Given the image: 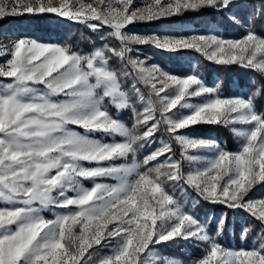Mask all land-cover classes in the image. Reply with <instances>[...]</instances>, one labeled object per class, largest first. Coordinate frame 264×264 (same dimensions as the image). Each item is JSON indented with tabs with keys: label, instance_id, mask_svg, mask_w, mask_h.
Segmentation results:
<instances>
[{
	"label": "snow or ice",
	"instance_id": "1",
	"mask_svg": "<svg viewBox=\"0 0 264 264\" xmlns=\"http://www.w3.org/2000/svg\"><path fill=\"white\" fill-rule=\"evenodd\" d=\"M233 4L145 0L137 7L134 0H0V21L55 14L93 31L107 28L118 41V46L104 44L87 53L32 34L0 41L5 58L0 79L11 78L0 85V264H151L148 258L156 259L157 245L177 239L206 245L192 264H264V243L223 246L217 237L227 218L215 221L213 236L193 211L195 204L186 207L169 191V185H187L204 201L246 211L264 228V198H248L255 185H264V113L255 107L256 93L223 96L220 83L209 86L195 69L177 74L146 64L132 47L194 50L218 64L264 73V37L254 31L236 39L161 36L128 28L205 8L228 11ZM113 58L123 66H111ZM193 97L202 99L191 103ZM109 105L130 110L132 127ZM202 123L246 126L232 128L242 140L240 150L229 152L213 138L180 131ZM161 126L170 140L136 161L140 149L155 143ZM92 133L124 139L108 143ZM172 141L180 147V159H174ZM201 151L210 157L194 154ZM129 156L131 164L113 163ZM109 177L116 183L100 182ZM51 208L61 211L48 219L42 213ZM239 228L240 239H247L251 226ZM106 247L108 254L98 255ZM163 264L179 262L165 258Z\"/></svg>",
	"mask_w": 264,
	"mask_h": 264
},
{
	"label": "trees",
	"instance_id": "2",
	"mask_svg": "<svg viewBox=\"0 0 264 264\" xmlns=\"http://www.w3.org/2000/svg\"><path fill=\"white\" fill-rule=\"evenodd\" d=\"M241 5L244 7L242 8ZM237 7L234 17L237 18L236 21L229 20L227 15L228 11L218 10V9H200L198 11H188L180 15L170 17L163 20L161 25H175V24H193L199 29L208 28L209 23L222 24L221 30L224 35H228L231 29L234 33H243L245 31L244 27H249L252 31L264 35V0H244L242 2H237L235 5ZM246 8V9H245ZM24 22H20L19 25L27 29H32L27 32L41 40L48 41H59L63 44L74 48L83 53L94 50L97 47H101L104 44H108L111 47L118 46V41L108 35L109 29L104 28L99 31H93L87 26L71 21L65 18H59L55 15L47 14L43 19H38L31 16H26ZM4 25L10 26L12 22L4 23ZM139 25V24H138ZM137 26L135 28L138 31L142 30H156L159 25H149L144 29L142 26ZM36 31V32H35ZM141 50H149V55L151 59L161 66H176L178 61L185 57L198 60L200 62L199 69L203 73V77L206 82H213L214 84L220 83L221 89L220 93L223 96L231 95H243L254 96L255 107L258 112L264 113V74L251 68H246L240 65H224L218 64L213 61L204 59L200 54L194 51H185L178 53H167L159 52L151 48L150 46H142ZM195 60V59H194ZM195 60V61H196ZM113 67H122L123 62L113 58L110 61ZM123 80V78H122ZM142 91V89H141ZM139 104H137L138 107ZM109 110L117 117L125 120L127 125L131 122V111L130 110H116L114 107L109 105ZM185 131L194 133L197 135H214L216 139L225 147H229V142L231 137L227 133V130L221 125H209V124H197L192 126ZM151 150L149 145H146L144 149H140L136 156L143 157L147 155V152ZM262 186V185H261ZM264 187V186H263ZM199 218L206 219V224L210 230V234L215 236V231H213V226L215 221L220 218L221 213L227 218L228 226L221 233L217 239L219 242L227 247H258L261 243H264V228H262L259 223L250 216L249 213L242 209H230L227 206L219 203H210L203 200H199L193 209ZM248 224L251 226V231L247 235V239H240V225ZM182 243V241H181ZM172 246V243H167V251L169 255H175L177 249L180 246ZM189 248L194 249L193 246ZM194 252H197L194 249Z\"/></svg>",
	"mask_w": 264,
	"mask_h": 264
},
{
	"label": "rangeland",
	"instance_id": "3",
	"mask_svg": "<svg viewBox=\"0 0 264 264\" xmlns=\"http://www.w3.org/2000/svg\"><path fill=\"white\" fill-rule=\"evenodd\" d=\"M244 0H234V4L233 6L230 8V11H228L229 15H227V18L229 20H232V17H234V13L237 10V7L235 6L237 4V2H242ZM134 4L137 7H143L145 5V0H134ZM241 7L243 8L244 6L241 5ZM206 10H211L212 8H205ZM246 9V8H245ZM237 13V12H236ZM51 15H55V14H51ZM27 16V15H26ZM12 17V18H8L5 19L3 21H0V41H3L5 36H9V35H17V34H28L27 32L31 31L32 29H27L25 27H22L19 25L20 22H24L23 20H25V17ZM173 17V16H171ZM170 17H164L161 18L159 20L156 21H152V22H139V23H135L138 26H142V28L144 29L146 26H151V25H159L156 27V30L154 29V31L151 30H142V31H138L135 28H137V26L130 25L128 26L129 30L131 32L134 33H142V34H158V35H168V36H174V35H191V34H217L221 37L227 38V39H236V38H241L242 36H244L248 31H252L249 27H244L245 31L243 33H234L230 28L227 29L230 31V33L228 35H224L223 31L221 30V25L218 23H209L208 24V28L206 29H199L196 26H194L193 24H175V25H161L163 20H166ZM236 18V17H235ZM237 20V18L235 19V21ZM7 22H12V25L7 26L4 25V23ZM36 32V31H35ZM256 33V32H255ZM257 35L264 37V35L256 33ZM44 41H48V40H44ZM51 42H56V41H51ZM142 46H150L151 48L155 49L152 45H133L132 47L135 49V56L144 59L146 64H151V63H155L153 61V59H151V55L147 54L149 53L148 49L147 51L141 50L140 47ZM98 48V47H97ZM157 50V49H155ZM159 52H162L160 50H158ZM185 51H190V50H183L180 52H185ZM194 51V50H191ZM196 52V51H194ZM198 53V52H196ZM131 54V53H130ZM200 54V53H198ZM204 59H206L202 54H200ZM4 57H0V63L4 62ZM196 60V58H194ZM194 59H190V58H181L178 61V64L176 66H164L167 70H171L174 73L177 74H186L189 71V68L195 69L196 71L199 72V75L204 79L203 77V73L201 72V70L199 69V66L201 65L200 62L198 60H194ZM207 60V59H206ZM157 64V63H156ZM232 65V64H231ZM238 65V64H235ZM163 67V66H162ZM264 74V73H263ZM11 78L8 79H0V85H3L5 83L10 82ZM205 81V79H204ZM206 82V81H205ZM209 86H214L215 84L213 82H206ZM142 91L144 92L145 96L148 95V92L146 89L143 88V86H141ZM231 96H235V95H231ZM202 98L199 97H193L190 99L191 103H198L201 101ZM140 107V105H138V108ZM173 111H176L175 109ZM185 112H187V110H184ZM120 118V117H119ZM159 118V117H158ZM122 119V118H121ZM122 121L127 125V123L125 122L124 119H122ZM134 120H133V116L131 117V122L130 125H127L129 128L132 127ZM222 127H224L227 130V133L229 134V136L231 137V140L229 142V147H225V145L221 144L222 147H224L226 150H228L229 152H237L240 150V145L242 143L241 138L236 135L233 131L232 128H243L246 127L244 125L241 124H229V125H221ZM73 128V130L81 132L82 134L84 133V130L77 127V126H71ZM143 129H141L140 131H142ZM184 130H180L182 133H187L191 136L194 137H206V138H213L215 140L216 137L214 135H207V134H203V135H197L194 133H190ZM93 138L99 139L103 142H108L111 143L113 141H122L124 138L123 137H119V136H105L102 133H92L91 134ZM155 143L153 145H149V147L151 149L158 147L160 144V141H169L170 140V136L167 132H165L164 127L161 126L160 131L156 132L155 134ZM218 141V140H217ZM172 147H173V152H174V159H180V147L179 145H177L174 141H172ZM148 154V152H147ZM194 154H198L204 158H208L210 157L211 153H208L206 151H201L199 153H194ZM144 157V156H143ZM143 157L141 156L139 157H135L136 161H142ZM163 159V158H161ZM133 162V158L131 156H129L127 159H120V160H116L113 163L115 165H120V164H131ZM102 163H107V162H102ZM86 166H93V165H88L87 162H85ZM185 169L188 168V164L187 162H185L184 164ZM100 182L102 183H107V184H114L116 183V181L112 178H101ZM84 185L86 187H91L92 184L90 181H83ZM264 185L261 186V184L255 185L254 188L249 192V196L248 198H254V199H260V198H264ZM169 191L170 193H174L175 198L180 200L186 207L191 208L193 204L199 202V200H203L201 198L198 197V195L187 185H177L175 187H173L172 185H169ZM204 201V200H203ZM206 202V201H205ZM208 202V201H207ZM211 203V202H210ZM226 206V205H225ZM236 210V209H233ZM61 211L60 209L57 208H51V209H45L43 211V215L48 218L51 219L54 217V215ZM194 211V210H193ZM220 218L224 217L221 213L219 214ZM202 222H207L206 219L204 218H199ZM182 241V243H181ZM180 242V246L177 249L175 248V251H177V253L175 255H169L168 251H167V243H172V246L178 245ZM115 242L113 241V244ZM167 243H161L160 245H157L155 247V253H156V259L153 260L152 258H148L151 261V264H163V261L165 258H167L168 260H175L178 261L179 264H192V261L200 258L203 256V254L206 251V245L203 242L200 241H196L193 239H189V240H182V239H177L174 242H167ZM193 246L194 249L197 250V252H194V249H190L189 246ZM235 249L236 247H230ZM110 251L109 248H103L100 249L98 251V255H105L108 254V252Z\"/></svg>",
	"mask_w": 264,
	"mask_h": 264
}]
</instances>
